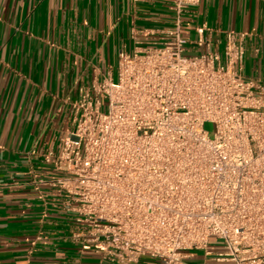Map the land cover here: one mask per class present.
<instances>
[{"label":"built area","instance_id":"obj_1","mask_svg":"<svg viewBox=\"0 0 264 264\" xmlns=\"http://www.w3.org/2000/svg\"><path fill=\"white\" fill-rule=\"evenodd\" d=\"M171 1L174 28L144 32L161 41L146 48L133 32L118 80L111 69L67 98L72 128L29 155L51 168L40 183L68 239L107 264H188L190 251L264 264V83L245 74L247 34L204 24L191 40L184 15L201 0Z\"/></svg>","mask_w":264,"mask_h":264},{"label":"crops","instance_id":"obj_2","mask_svg":"<svg viewBox=\"0 0 264 264\" xmlns=\"http://www.w3.org/2000/svg\"><path fill=\"white\" fill-rule=\"evenodd\" d=\"M175 19L171 0H0V264H107L68 239V219L40 183L51 168L29 153L58 145L73 126L67 98L102 80L113 55L131 53L133 32L146 48L161 41L144 32L172 29ZM184 21L191 40L204 24L220 37L246 33L245 74L264 83V0H201ZM188 256V264H228L203 251Z\"/></svg>","mask_w":264,"mask_h":264},{"label":"rangeland","instance_id":"obj_3","mask_svg":"<svg viewBox=\"0 0 264 264\" xmlns=\"http://www.w3.org/2000/svg\"><path fill=\"white\" fill-rule=\"evenodd\" d=\"M112 69L114 74V80L115 82L118 80V57L113 55L112 59ZM106 110V108H104ZM206 130L209 132H214L215 128L212 124H206L205 126Z\"/></svg>","mask_w":264,"mask_h":264}]
</instances>
